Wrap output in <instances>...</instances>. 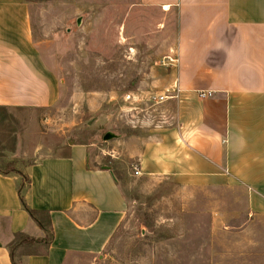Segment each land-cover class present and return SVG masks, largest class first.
<instances>
[{
	"label": "crops",
	"instance_id": "0c3cea01",
	"mask_svg": "<svg viewBox=\"0 0 264 264\" xmlns=\"http://www.w3.org/2000/svg\"><path fill=\"white\" fill-rule=\"evenodd\" d=\"M161 10L170 65L154 84L163 96L178 87L186 103L178 126H157L149 137L123 141L141 174L158 182L222 190L243 186L248 222L234 234L264 240V0H139ZM163 71V70H162ZM201 92L212 96L201 99ZM62 87L34 40L26 0H0V108L48 109ZM179 94V93H178ZM173 99V98H172ZM25 150L8 162L21 173H0V264H12L9 245L24 233H45L22 206L50 213L54 240L46 254L21 257L23 264H102L105 251L128 213L120 181L93 164L92 145H69L66 153L28 162ZM215 215V214H214ZM219 224L211 232H219ZM215 241H211V245ZM239 246L216 252L226 264H264V252ZM244 245V244H243ZM242 245V246H243ZM221 247L222 245H218ZM248 255L250 258H244ZM221 264V261H219Z\"/></svg>",
	"mask_w": 264,
	"mask_h": 264
},
{
	"label": "rangeland",
	"instance_id": "374dc122",
	"mask_svg": "<svg viewBox=\"0 0 264 264\" xmlns=\"http://www.w3.org/2000/svg\"><path fill=\"white\" fill-rule=\"evenodd\" d=\"M26 1L62 94L48 109L0 111V167L25 150L30 163L66 153L69 143L92 145L94 166L114 171L128 202L102 264H226L216 252L239 243L242 254L264 252V240L252 248L250 236L234 234L249 220L243 186L219 191L136 176L139 162L124 150L123 141L138 148L157 126H178L186 106L177 86L164 102L154 87L171 63L161 10L139 0ZM107 133L116 137L104 141ZM215 221L221 230L213 235Z\"/></svg>",
	"mask_w": 264,
	"mask_h": 264
},
{
	"label": "trees",
	"instance_id": "16d2710c",
	"mask_svg": "<svg viewBox=\"0 0 264 264\" xmlns=\"http://www.w3.org/2000/svg\"><path fill=\"white\" fill-rule=\"evenodd\" d=\"M0 111H6L4 108H0ZM71 143H69L70 145ZM0 173L3 175H8L11 173L21 174L15 167L14 162H6L4 167H0ZM30 184V180L24 177V182L20 187L19 194L20 200L23 208L28 213L30 218L40 227V229L45 233V237L42 239L31 238L24 233H18L15 235L13 242L9 245L8 250L10 253V258L12 264H23L21 257L32 253H42L46 254L50 245L54 240V233L50 218V213L46 211H37L31 209L24 197L23 191Z\"/></svg>",
	"mask_w": 264,
	"mask_h": 264
},
{
	"label": "built area",
	"instance_id": "2783aa9c",
	"mask_svg": "<svg viewBox=\"0 0 264 264\" xmlns=\"http://www.w3.org/2000/svg\"><path fill=\"white\" fill-rule=\"evenodd\" d=\"M174 92H175V90L174 91H167L166 92V94L165 95H163V96H159V98L161 99V101L162 102H164V100H168L169 98H173V97H169L170 95L169 94H174ZM174 96V95H173ZM212 96V93H210V92H207V93H205V92H201L200 93V98L201 99H207V98H209V97H211ZM156 99V98H155ZM135 175L136 176H139V175H141V171H140V169H138V170H136V172H135Z\"/></svg>",
	"mask_w": 264,
	"mask_h": 264
},
{
	"label": "water",
	"instance_id": "95a60500",
	"mask_svg": "<svg viewBox=\"0 0 264 264\" xmlns=\"http://www.w3.org/2000/svg\"><path fill=\"white\" fill-rule=\"evenodd\" d=\"M81 20V19H80ZM78 21V24L80 25L81 21ZM116 136L112 133H107L105 136H104V141H111L115 138Z\"/></svg>",
	"mask_w": 264,
	"mask_h": 264
}]
</instances>
